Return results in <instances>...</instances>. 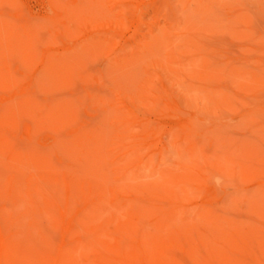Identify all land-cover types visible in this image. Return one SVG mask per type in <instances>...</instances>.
Here are the masks:
<instances>
[{"label":"rangeland","instance_id":"1","mask_svg":"<svg viewBox=\"0 0 264 264\" xmlns=\"http://www.w3.org/2000/svg\"><path fill=\"white\" fill-rule=\"evenodd\" d=\"M10 18L18 21L12 22ZM11 23L16 24L15 32H18V37L22 35L23 41L10 40L9 43L5 36L1 37L2 59L6 55H21L22 49L25 50L27 46L24 40L28 41V35L34 34L39 27L37 35L43 33L44 37L41 34L40 41L34 47L33 52L37 53L34 52L32 63L25 65L17 61L18 64H14L12 77L20 79L23 84H18L11 91L7 90L9 92L0 88V101L4 95L25 91L38 101L53 99V105L56 103V106L52 105L53 111L62 108L65 101L73 102V116L90 130L92 137L99 139L104 135L101 138L104 152L96 155L115 162L117 166L133 155H146L143 165L133 168L139 179L145 176V179L141 178L144 181H152L153 171L160 169L159 173L157 170L154 174L159 175L158 182L154 180L155 183L150 187L140 190L143 197H148L151 187L165 190L167 186L162 182L165 173L170 171V165L171 171H176L180 165L179 159L188 164L187 161L195 157L185 144L188 140L191 142L190 139L198 144L197 154L207 152L208 155H205L208 157H213L211 140H217L216 145H220V140H223V145L221 141L220 146H212L216 148L214 153H218L217 157L220 154L217 151L226 152V149L232 151L233 155L241 153L240 158L232 156L238 165L232 167L235 172L228 176L236 177L240 172L239 164L244 161L261 170L264 184V0H0V26L12 27ZM34 27L37 28L35 31ZM45 36H49L47 40ZM49 55L55 56L54 61L60 56L64 59L61 69L54 66L62 73L54 83H44V80L39 79V76L45 79L46 63L52 59L49 58L47 62L44 59ZM42 111L45 113L46 110ZM39 114L43 113L39 111ZM27 122L30 123L27 131L18 129L12 133L17 138L31 136L35 148L38 145V150L47 149L52 142L49 138L53 134L52 127L43 126L41 130L38 125ZM253 127H256L255 131ZM77 130L78 126H73L63 128L62 133L73 135ZM132 138L140 144L131 147L126 145L128 140H134ZM250 138L254 142L251 143ZM63 140H66L65 144ZM63 140L58 143L53 141L55 147L68 144L67 138ZM181 146L184 147L183 152ZM210 149H213L212 152ZM254 150L258 157H255V153L250 155ZM225 154L221 153L226 158ZM247 156H252L254 161L247 160ZM74 165L77 164L69 168L76 170L77 166ZM228 168L232 171L230 166ZM60 169L63 170V165L54 171ZM207 169L206 173L211 174ZM210 169L213 171V168ZM213 173L207 174L209 179L204 187L206 197H210L208 200L214 201L218 192L220 195L217 197L229 193L224 200L228 201L227 207L234 205L239 208L234 207L240 212V215H235L237 221L240 218L241 221H249H246L247 213L250 212L249 209L246 212L249 198L246 194L249 190L256 193L257 184L250 183L252 187L249 183H243L245 186L239 187L234 182L238 190L242 188L239 192L234 184L231 186L233 181L230 182V177V180H225L226 176L215 171ZM221 183L226 186H221ZM234 190L240 193L237 197L241 200L237 198V203L235 199H230L234 194L230 191ZM162 201L169 204V200L167 203L166 200ZM200 201L202 198L195 199L188 206L199 205ZM230 214L229 218L233 219ZM191 216L189 219H194ZM257 219L254 220L261 224V220ZM245 222L241 223L243 227ZM246 229L243 228V232Z\"/></svg>","mask_w":264,"mask_h":264},{"label":"bare ground","instance_id":"2","mask_svg":"<svg viewBox=\"0 0 264 264\" xmlns=\"http://www.w3.org/2000/svg\"><path fill=\"white\" fill-rule=\"evenodd\" d=\"M11 18L12 22L17 20ZM11 24L12 27L9 24H7L9 27L2 26L1 28L0 26V38L5 36L9 43L10 40L20 42L22 35L18 37V32H15L16 24ZM34 28L33 31L37 29ZM38 31L28 35V41L24 40L27 46L25 50L22 49L21 55L16 50L18 57L6 55L8 58H0V88L2 90L9 92L21 83L20 79L15 80L16 78L12 77L13 66L17 61L25 65L33 61L34 47L40 41V35L43 36V33L37 35ZM43 37L41 39L44 40ZM48 37L45 36V39ZM2 53L4 54L5 51ZM61 56L55 61L53 60L55 56L50 57V55L44 59V61L52 59L55 65L52 60L46 63L47 75L43 73L46 76L43 75L45 79L39 76L41 81L54 83L57 79L59 80L62 73L55 68L61 69L64 66V59ZM25 78L28 79V76ZM53 102L51 98L38 101L25 91L4 95L0 101V264H264L263 173L255 167L256 165L251 166L252 164L240 161V172L238 171V175L231 178V174L235 172L233 168L238 165L235 158H238L241 153L233 155L232 151L226 149V152L217 151L220 152L217 157L218 153H214L216 148L212 146H220L223 140H220V145L218 143L216 145L217 140L213 137L216 140L213 142L212 139L210 143L211 148L214 149H212L213 152L210 149L213 157H208L207 152L198 155V144L192 139H190L191 142L184 141L188 151L195 154V157L189 159L191 163L181 162L179 158L182 156L179 155L178 164L181 166L177 164V170L171 171L172 165H170V171H167L163 177L164 182L162 183L167 186L165 190L159 191L151 187L152 191L149 192L148 197H143L140 190L150 187L159 180V175H154L158 169L153 171L152 181H144L145 176L141 177L144 179H139L133 169L143 165L146 155L140 153L133 157L126 155L131 158L123 163L119 162V166L115 162L96 155L104 152L103 140L101 141L104 135H100L99 139L92 137L90 130L73 116L71 112L73 102L65 101L64 106L62 105L63 107L61 106L62 108L56 111L52 110ZM241 106L243 108L244 104ZM42 109L46 110L45 113ZM39 111L43 114H39ZM27 121L32 125H38L41 130L43 126L52 127L53 134L49 136L52 144L50 143L47 149L38 150L37 148H40L38 145L35 148L34 138L31 136L25 135L19 139L15 133H12L18 129L27 131L30 126ZM73 126H78V130L73 135L62 133L63 128ZM33 127L31 129L34 130ZM255 130L256 127L253 131ZM102 131L101 133L105 134ZM34 136L38 135L34 134ZM66 138L69 140L68 144L59 146V148H56L58 145L55 147V143ZM132 139L134 140H128L126 145L131 147V145L140 144L135 138ZM185 144L182 143V145ZM182 149L184 150L183 146H181V152H183ZM221 153H226L228 156L225 154V158ZM251 153L250 155H254L255 150ZM222 156L223 159H221ZM251 157L247 156L246 159L251 160L253 158ZM255 157H258L256 153ZM73 164H77L74 166L80 169L69 168ZM60 165H63V170L54 171ZM229 166L232 171L228 170ZM205 168L212 173L215 171L226 176L225 180L230 177V182L233 181L230 183L231 186L234 184L236 187L233 189L238 190L234 182L238 183L239 187L245 186L243 183L257 184L256 193L251 192L249 188L246 194L249 197L246 212L249 209L251 213V216L247 213L249 219L246 218V221L250 222H245V219L241 221L240 216L237 221L235 215H240V212L235 209L237 207L234 205L229 204L233 206L229 211L231 207L228 208V201H224L229 193L225 192L224 197H217L220 193L218 192L213 198L214 201L208 200L210 197H206L204 187L209 179L207 175L209 173H206ZM210 168H213V171ZM159 171L160 169L158 173ZM229 174L231 176H228ZM162 175L164 176L163 173ZM222 175L220 176L224 178ZM153 176H157L158 179ZM233 178H236L235 181ZM230 184L227 186L229 187ZM252 184L250 185L253 187ZM239 190L241 192L242 188ZM238 191L237 193L236 190L230 191L234 192L231 196L236 197L230 196L231 201L235 199L237 203L241 200L237 197V194H240ZM210 196L212 197V194ZM200 198L202 202L200 201L199 205L188 206L191 201ZM160 199L166 200V203L169 200V204H164ZM229 212L233 215L230 214L233 219L229 218ZM190 216L194 219H189ZM252 217L260 219L262 223L260 224V220L257 223L256 220L251 219ZM240 221L245 222L247 229ZM239 226L246 231L243 232V228Z\"/></svg>","mask_w":264,"mask_h":264}]
</instances>
